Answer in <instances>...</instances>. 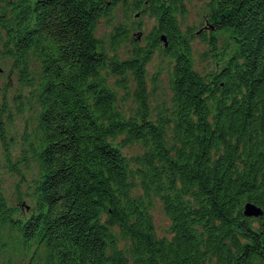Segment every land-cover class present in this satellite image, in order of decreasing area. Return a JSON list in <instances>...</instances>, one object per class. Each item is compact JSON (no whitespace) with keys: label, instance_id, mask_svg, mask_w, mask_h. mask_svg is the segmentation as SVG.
Segmentation results:
<instances>
[{"label":"trees","instance_id":"obj_1","mask_svg":"<svg viewBox=\"0 0 264 264\" xmlns=\"http://www.w3.org/2000/svg\"><path fill=\"white\" fill-rule=\"evenodd\" d=\"M203 1L209 39L236 43L207 72L186 0H0V66L15 75L0 87V264H264V212L244 213L264 211V0ZM117 5L154 19L145 44L121 24L97 35ZM157 52L170 96L153 106Z\"/></svg>","mask_w":264,"mask_h":264},{"label":"rangeland","instance_id":"obj_2","mask_svg":"<svg viewBox=\"0 0 264 264\" xmlns=\"http://www.w3.org/2000/svg\"><path fill=\"white\" fill-rule=\"evenodd\" d=\"M186 6V13L183 17H180V19L183 22V29L188 31V29L191 28L195 34V38L193 39V52L196 68L200 72L216 70L225 63L227 57L224 56V54L230 52L229 55H231L235 50L236 43L234 42V38L228 31H218L216 32V42H212L211 39H209L211 37L210 28L205 21L207 13L206 1L186 0ZM107 12L108 15L100 17L97 23L96 33L99 37L110 43L115 27L121 24L129 29L130 39H135L140 44H145V35L151 31L154 25V19L145 15L142 8L139 10H132L130 8L126 9V7L122 5H117L111 7ZM199 31H206V40L199 37ZM132 46L133 44L131 42L122 44L119 49L121 56L124 58L127 57L132 50ZM161 60L162 58L157 52L153 60L148 64L149 89L153 93V106H157L163 101L169 100L170 96L169 77L168 73L160 68ZM8 64H10V62ZM9 71V67L0 70V87H2L6 81L15 78V75L9 76ZM156 74L158 78L155 79V83L153 84L151 79H153ZM132 103L133 98L130 97V100L125 106L132 108ZM123 151L128 155H133L142 152L143 148L140 144H132L124 147ZM16 181L17 178L13 177L11 174H5L4 187L7 192L14 190L13 183ZM152 212L159 235L170 236L171 221L163 210L160 201H156ZM6 256H8V253L5 257Z\"/></svg>","mask_w":264,"mask_h":264},{"label":"water","instance_id":"obj_3","mask_svg":"<svg viewBox=\"0 0 264 264\" xmlns=\"http://www.w3.org/2000/svg\"><path fill=\"white\" fill-rule=\"evenodd\" d=\"M166 36L164 35L163 36V40L165 41V44H167V41H166ZM0 70H2L1 66H0ZM263 209L262 207L258 206L257 204H255L254 202H247L245 204V207H244V213L247 215V216H255V217H258L260 215H263Z\"/></svg>","mask_w":264,"mask_h":264}]
</instances>
